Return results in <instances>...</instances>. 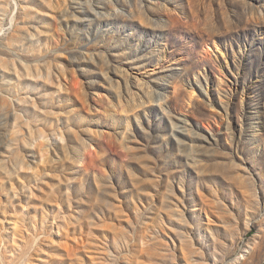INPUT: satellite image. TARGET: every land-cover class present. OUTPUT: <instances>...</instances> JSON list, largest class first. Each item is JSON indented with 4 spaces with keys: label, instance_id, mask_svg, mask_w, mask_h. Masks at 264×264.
<instances>
[{
    "label": "rangeland",
    "instance_id": "1",
    "mask_svg": "<svg viewBox=\"0 0 264 264\" xmlns=\"http://www.w3.org/2000/svg\"><path fill=\"white\" fill-rule=\"evenodd\" d=\"M0 264H264V0H0Z\"/></svg>",
    "mask_w": 264,
    "mask_h": 264
}]
</instances>
